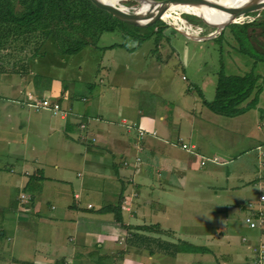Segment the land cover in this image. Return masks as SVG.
I'll return each mask as SVG.
<instances>
[{"label":"crops","instance_id":"obj_1","mask_svg":"<svg viewBox=\"0 0 264 264\" xmlns=\"http://www.w3.org/2000/svg\"><path fill=\"white\" fill-rule=\"evenodd\" d=\"M152 37L146 39H151L156 44L160 37L155 39ZM168 40L171 41V39ZM144 42L145 40L139 45ZM137 44L136 41L134 46ZM138 48L137 46L136 49ZM99 67L101 68L97 69L96 75L100 77L97 83L105 85L104 78L112 74L107 72L103 57ZM156 67L159 68V65ZM188 67L187 63L185 68L188 69ZM17 76L18 78L13 79L9 85H2L8 97L1 96L5 100L0 99V116H4L0 120L10 122L7 126L8 130L7 128L0 130V157L12 155L24 161V166L19 170L18 175H15L14 179L10 178L8 185L12 180L19 189H27L28 192L27 194L19 193L14 198L12 192L7 193L0 189V264H94L104 257L109 264L112 262L113 264H155L152 260L156 252L161 262H167L169 261L167 258L179 256L182 251L177 249L174 242L161 238L166 230L159 227V223L149 220L146 211L148 206L154 205V199H167L166 192L177 191L175 187L182 189L188 177L196 179L189 170V168L192 170L194 166L189 164L186 148L182 147V144L187 142L183 141L181 130L182 121L185 117L190 118V110L193 109L190 101L192 95L183 88L180 89L178 104L156 114L153 110L149 112L142 110L141 103L128 95L127 88H120L121 84L116 80H113L109 87L100 88L96 87L97 83L94 81V85L87 88L89 91L95 89L94 95L89 100L90 96L83 92L86 96L84 94L78 96L82 100L80 103L72 96L66 97L57 80H52L49 90L39 93L31 80ZM208 82L202 81L200 84L206 88ZM136 83L147 85V80L137 78L134 80V84ZM114 88L118 90L115 91ZM148 88L152 94L156 93L153 86L148 85ZM47 96L50 97V101L58 102L62 109L68 111L66 117L59 115L61 123H56L50 118V116H57L52 111L36 110L30 105L32 100L45 99ZM198 98L200 100V97ZM263 100L264 91L260 94L256 109H250L236 117L244 116L252 111L249 116H252L255 121L258 117L264 121V116L262 118L259 115V110L264 109ZM109 102H117V105L113 106ZM197 102V99H194L192 104L197 105ZM83 103L85 105H82ZM147 105L150 108L159 107L158 103H147ZM122 117L136 125L140 124L145 129L146 134L142 140L137 137L135 131H127L121 125ZM193 117L196 118V116ZM241 118L243 117L238 119V124L231 130L236 135L238 132L246 134L249 131L246 121ZM17 121L25 123L23 128L27 130V133L17 130ZM263 123L258 126V131L262 133ZM209 124L210 122L205 118L198 117L195 121L192 120L189 131L187 130L185 134L192 149L198 148V140L195 136L200 138L199 130L205 131ZM147 130L156 131L160 139L151 136ZM222 130L224 128H220L221 132ZM225 131L229 133L230 130L225 129ZM29 133L32 135L29 136ZM41 136L45 137V142L40 141ZM221 136L224 135L221 133ZM33 140L34 142H31ZM73 141L83 144L84 147L92 145L91 150L96 154L90 160L89 150L87 154L85 150L82 151L80 160L84 167V183L87 188L74 191L73 200L66 202V208L61 206L58 209L52 204L47 205L39 200L43 199L39 196L40 185L33 180L38 181L41 175L28 168L27 153L24 148L30 146L33 150L34 162L39 161L38 156L34 155L37 153H52L53 156L63 153L61 160L67 163L71 162L74 156ZM159 141L164 144L162 145ZM43 143L44 147H41ZM95 143L98 144V148ZM209 145L214 150V145L211 143ZM54 147L58 149L53 151ZM104 151L107 153L105 154ZM67 152H70V155L65 157ZM99 153L100 157L105 156L103 161L100 160ZM193 153L195 154L194 150L189 151V154ZM136 156L142 158L141 163L135 161ZM126 159L131 161L134 159L136 165L134 163L125 165ZM59 167L56 166L57 169ZM1 171L2 169L0 173ZM10 171L15 172L12 169ZM77 175L81 174L77 173ZM210 175L216 177L213 172H210ZM230 177L227 171L226 185L222 186L224 192H227L230 187L228 184ZM52 180L64 181L62 176L48 177L44 181ZM0 187L5 188L2 181ZM148 187L150 190L147 189ZM82 194L86 198L83 201L80 200ZM21 195L25 201L20 199ZM57 195L60 196L59 199H70L69 196ZM110 198L115 199V202H109ZM247 203L249 201H246ZM110 205L117 208L119 219L112 211L100 210ZM258 205L254 206L257 209H253L249 216L256 211L263 213ZM5 209L7 210L3 212ZM37 217L38 222H36ZM162 218L165 219L164 215ZM261 218L264 220V213ZM55 220L58 221L57 224ZM49 225L53 228L46 230L45 228ZM145 225H157L158 228L140 230ZM124 233L125 238H123ZM259 234V231H256V235L259 236ZM169 235L175 239L177 237V234L172 231L168 233ZM260 243L259 240L256 248ZM200 247L203 248V246ZM185 254L184 264L211 263L210 260L201 262L195 260L193 257L195 252L192 257L191 253ZM238 259L236 258L235 261ZM222 261L223 264L228 263L223 259ZM215 264H218L217 261Z\"/></svg>","mask_w":264,"mask_h":264},{"label":"rangeland","instance_id":"obj_2","mask_svg":"<svg viewBox=\"0 0 264 264\" xmlns=\"http://www.w3.org/2000/svg\"><path fill=\"white\" fill-rule=\"evenodd\" d=\"M108 1H110L111 4L114 1L116 6L126 8L122 11L128 13H132L131 11L136 10L134 9L136 3L133 0H121L120 4L122 5L116 3L115 0ZM227 1L228 0H216L214 3L219 7H223L222 5ZM219 7L213 6L208 8L220 11L222 8L220 9ZM250 9H253V7H250ZM254 12L256 11H245L243 14L236 17V21H240L241 19L239 18L242 16L257 18L259 12L257 14ZM214 15L215 12L213 11H196L194 15L182 13L180 16L193 24L201 25L204 22L200 17L207 19ZM253 20L249 19L248 22ZM228 25L229 24L225 25L221 30V32L223 31L222 35L218 36V34L214 38L204 40L187 38L169 26L165 27L166 30L162 32L150 34L152 30L150 26L133 25L140 28V30L137 31L133 30L135 33L140 35L145 34L146 36L150 34L148 37L153 36V39H155V37H160L157 40L158 42L155 44L153 40L146 39L144 44L140 45L136 50H134V48L128 50L120 46L105 50V52H103V63L107 65V72H111L112 75H108V77L104 78L105 85L97 83L100 75H96L92 80L97 83L96 87L99 88L103 86L109 87L113 80L118 81V83L121 84L119 86L120 88H127L129 92L128 95L141 103L142 110L144 109L146 112L153 110L156 114L162 112L164 109L169 110L173 105L178 104L177 99L180 89L183 88L184 91L192 95L190 101L193 109L190 110V118L185 117V120L182 121L181 130L183 131V141L187 142L185 151L188 153V162L194 166L192 170L190 168L189 170L196 179L188 177L186 179V185L182 189L175 187L177 191L173 193L166 192L167 199H154L155 203L152 206H148L146 215L149 216V220L153 223H159V227L166 230V233L161 235L162 239L174 242L176 246L181 244L178 238L195 245L203 246L200 251L195 252V256H193L194 253L190 254L191 257H195V260H200V262L202 260H210V264H215L216 261L218 264H223L222 259L228 261L226 264H253L256 255L255 248L259 244V240L261 244H264V231L257 236L256 231L258 230L248 228L244 223V219L252 213L253 209H257L254 208L257 204H259L258 206L264 213V201L258 200L259 195L264 194V157L261 156V153L264 152V127L262 133L258 131V126L264 121H261L260 117H258L259 120L257 119V121H255L252 116H249L252 114V111L248 112L240 117H243L241 119L246 121V126L249 127V131L246 134L238 132L236 135L234 134L235 132L231 130L236 127L240 117H227L215 114L206 106H203L201 98L200 100L198 98L200 88H202L201 91L205 97L212 98L217 82V72L220 69L226 74H241L251 69L261 74L263 78V80H261L264 81V60L255 62L250 58L246 51H248L247 48L251 49L252 46L248 42L243 46L246 54L241 53L239 51V44L233 36L235 34L232 32V30H236V27L231 29L227 27ZM252 28L253 29L249 31L251 40L256 42V47L258 49H264V36L260 33V28L258 26ZM124 36L119 31L106 32L101 35L98 44L108 45L114 42L125 41L127 46L133 47L136 41H133L131 38L134 37ZM168 39H171V41ZM50 53L51 54L45 59L49 63H52L50 65L51 68L53 61H56L57 54L53 48L50 50ZM258 54H260V56ZM258 54H256L257 58L261 57L264 59V52H258ZM73 57L75 56H72L71 60ZM87 57V55H83L81 60H89ZM156 61L158 62L156 63ZM187 63L189 66L188 69L185 68ZM44 64V61L40 62L39 60L36 62V66L39 69H47L49 67V65H47L45 68ZM70 65L71 66L68 65L69 67L67 66L64 69V75L60 69L57 70L58 72L55 69H50L54 73L64 76L63 79L56 76L52 80H57L60 83L61 90L65 92L66 97L72 96L81 103L82 100L78 98V96L86 93L90 96L88 98L90 100L95 90L89 91V89H87V81L91 79L88 71L91 69L88 68L87 72L80 73L83 67L87 68L85 62H83V65L80 64L79 67L74 64L72 66L71 63ZM156 65H159V68H157ZM31 70L33 72L36 71V69L34 70L33 68ZM31 75V73L29 75L23 74L20 75V77H26V79L31 80L33 83ZM17 78L18 76L16 73L0 75L1 101L5 100L1 96L8 97L2 85H9L12 83L11 81H13V79ZM137 78L147 80V85L134 84V80ZM201 80L206 82L209 80L206 88L200 84V82H202ZM25 82L26 81H24V83ZM148 85L153 86V90L156 91L155 94L150 92ZM114 89L115 91L118 90L117 88ZM86 94H84V96H86ZM123 96H125V94H123ZM45 99L50 101L49 96H47V98L45 97ZM194 99H197V105L192 104ZM109 103L113 106L117 105V102ZM147 103H158L159 107L150 108ZM262 103L264 107V100ZM82 105H85V103ZM207 114L209 116H207ZM259 115L263 118L261 113ZM193 116H196V118ZM2 117L4 116H0V118ZM198 117L207 119L210 124L205 131L199 130L201 134L200 138L195 136L198 140V148L192 149L188 142L187 135L185 134L187 130L189 131L192 120L195 121ZM50 118L56 123L62 122L59 115L50 116ZM123 121L132 123L125 117H122L120 122ZM9 122L10 121L4 122L0 120V130H5ZM17 123V130H21L22 133H27V130L23 128L25 123L22 124L19 121H17ZM123 127L127 131H135L137 137H140L139 130H142V136L146 134L145 129H143L140 124L131 127ZM85 128L87 129V126H85ZM220 128H224V130H222L223 132L220 131ZM195 129L197 128L195 127ZM225 129H229V133L226 132ZM31 131L34 132V134H38L36 131ZM122 132L125 133L124 131ZM147 132L151 134V136L160 139L156 131L147 130ZM221 133L224 136H221ZM30 135H32V133H29V136ZM40 141L45 142V137L41 136ZM31 142H34V140ZM159 142L162 145L164 144L161 141ZM210 143L214 145V150L210 147ZM95 144L96 146L98 145L97 143ZM258 145H261L260 149H257ZM91 146L84 147L83 144H78L73 141L72 151L74 152H72V154L74 156L72 157V161L67 163L61 160L63 153L55 156H53L52 153H37L34 155L38 156L39 161L34 162L33 150L30 146L24 148V151L27 153L26 162L28 168L38 172L36 174L41 175L38 181L33 180L40 185L39 196L43 198L39 199L40 201H43L47 205L52 204L53 207L55 206L58 209L61 208V206L66 208V202L73 200L74 191H81L87 188L84 183V167L80 159L81 154H83L82 151L84 150L85 154H87V150L91 153L88 156L90 160L94 158L96 152H92ZM41 147H44V143ZM96 148H98V146ZM57 149L58 147H54L53 151ZM190 150H194L195 154H189ZM212 151L215 153L213 154ZM106 153L107 152H105V154ZM68 155H70V152H67L65 157ZM99 158L103 161L105 156L100 157L99 153ZM58 160L61 161L58 162ZM127 160L128 159L124 161L125 165L132 163L136 165V162L141 163L142 158L136 156V162L134 159L132 161ZM200 161H203L202 165ZM0 164V169H2L0 173V176H2L0 182L2 181L5 186L4 189L1 187L0 189L7 193L12 192L14 198H16L19 193L27 194V189H19L12 183V180L8 185L10 178L14 179L15 175H18L19 170L24 166V161L21 158L16 159L14 156L9 155V157H0ZM57 165L60 166L58 169L56 168ZM11 169L15 172L12 173L10 171ZM227 171L231 176L228 181L230 187L227 192H224L222 186L226 185L225 175ZM210 172H213L216 177H212ZM77 173L81 175L78 176ZM56 176H62L64 181H44L47 180L48 177L52 178ZM147 189L150 190V187ZM57 194L69 196L70 199H59L60 196ZM92 196L95 198L94 193ZM20 199L22 198L20 197ZM84 199L86 198L83 195L80 200L83 201ZM24 200L25 199H22V201ZM108 200L109 202H115V199L112 198ZM246 201H249V203L246 204ZM248 204H251V206H248ZM6 210L7 209L3 212ZM164 210L166 212H163ZM163 215L166 220L168 219L167 221L162 218ZM38 221L39 219L37 217L36 222ZM57 223L58 221L55 220V224ZM52 228L53 226L49 225L45 229L48 230ZM171 231L177 234L176 239L172 235L168 236V233ZM124 236H126L125 233L123 238H125ZM243 238L247 241H243ZM100 251L105 252L103 249ZM171 251H174L173 248H171ZM185 256V252H181L179 256L177 255L175 258L170 257L167 258L169 261L161 262L160 256H158L156 252L154 253L152 262L155 264H184ZM236 258L239 259L235 261ZM94 264L109 263L106 257H104L98 263ZM110 264H113V262Z\"/></svg>","mask_w":264,"mask_h":264},{"label":"trees","instance_id":"obj_3","mask_svg":"<svg viewBox=\"0 0 264 264\" xmlns=\"http://www.w3.org/2000/svg\"><path fill=\"white\" fill-rule=\"evenodd\" d=\"M112 4L116 5L114 1ZM131 12L133 14L134 11ZM263 13L264 9L251 22L232 23L227 26L231 29L236 27V30H232V32L235 34L233 36L239 44L241 53H245L243 46L246 42L252 46L251 49L247 48L246 52L255 62L264 60L256 56L258 52L263 53L264 49L256 47V42L251 40L249 31L253 29L252 27L258 26L260 33L264 36ZM194 14L195 12H193ZM145 26L152 28L150 34L162 32L165 27H168L160 18ZM133 30L137 31L140 28L119 20L91 0H0V75L16 73L20 76L31 73L34 87L39 93H42L50 89L52 79L56 76L64 78L61 74H56L50 69L56 71L60 69L63 72L68 65L71 66L70 63L72 66L74 64L79 67L85 62L87 68L83 67L80 73L87 72L88 68L91 69L88 71L91 79L87 81V87L90 88L91 85H94L92 78L98 74L103 52L106 49L117 46L128 50L136 49L143 40L149 38L150 34L148 36L140 35ZM115 31L121 32L123 36L134 37L131 39L137 41L138 44L133 47L127 46L125 41L109 45L98 44L103 33ZM222 33L223 31L218 36ZM52 48L57 57L50 68L52 63H49L45 58L51 54ZM83 55H87L89 60H81ZM258 55L260 56V54ZM72 56L75 57L71 60ZM39 60L45 62V68L47 65L49 67L39 69L36 66V62ZM32 68L36 71L33 72ZM261 79L263 80L262 75L251 69L241 74H226L220 69L217 72V82L212 98L205 97L201 90L198 94L203 105L213 113L234 117L257 108L260 94L264 91V81ZM52 102L55 103V101ZM259 111L264 116V109ZM257 147L261 148V146ZM261 156L264 157L262 154ZM100 210L103 212L112 211L119 219V212L114 206L110 205V207ZM252 216L259 218L263 216V213L256 211ZM120 224L122 225V223ZM262 226L256 228L261 234L264 231V223ZM152 227L158 228L157 225H145L140 230ZM243 241L247 240L243 238ZM179 242L181 244L177 246V249L182 252L194 253L201 250L200 246H194L183 240Z\"/></svg>","mask_w":264,"mask_h":264},{"label":"water","instance_id":"obj_4","mask_svg":"<svg viewBox=\"0 0 264 264\" xmlns=\"http://www.w3.org/2000/svg\"><path fill=\"white\" fill-rule=\"evenodd\" d=\"M94 3H96L98 6L105 9L107 12L112 14L114 17L118 18L121 21H124L127 24L136 25V26H145L154 23L156 20L159 19L160 15L157 13H152L154 9L162 11L166 9H171L173 11H177L178 13H186V14H193L190 10H185L182 7H185L184 4H191L195 8L199 9V11L203 10V7H219L216 3H214L212 0H133L138 4L141 3H148L141 14H132L128 13L126 11H122L118 6L111 4L108 0H91ZM181 6V7H179ZM250 7H253V9H250ZM175 8V9H173ZM220 9L222 7H219ZM246 9V10H245ZM264 9V0H246L242 2L240 5L234 7V8H222L221 10L227 12L229 14V19L221 26H216V31L213 34V32L202 35V36H190L187 35L184 32L179 31L181 34L186 36L187 38L194 39V40H204L209 38H214L218 34H220L221 30L225 27L227 24H232L233 22H236V17L246 12H261ZM200 17V16H199ZM203 22L207 25L209 22H207L203 17H200ZM147 20V21H146ZM214 27V26H213ZM173 28V27H172ZM177 31V30H176Z\"/></svg>","mask_w":264,"mask_h":264},{"label":"bare ground","instance_id":"obj_5","mask_svg":"<svg viewBox=\"0 0 264 264\" xmlns=\"http://www.w3.org/2000/svg\"><path fill=\"white\" fill-rule=\"evenodd\" d=\"M116 3L120 4L121 0H115ZM213 2H215L216 0H212ZM246 0H228L227 2H225L222 6L224 8H234L238 5H240L242 2H244ZM123 2V1H122ZM136 3V2H135ZM148 3L144 2L141 4L136 3V5L134 6L136 9L133 14L135 13L137 14H141V12L143 11L144 7L147 5ZM122 5V4H120ZM185 7H182L185 10H190L192 12H196L199 11V9L195 8L193 5L191 4H184ZM121 10H125L126 8L120 7L118 6ZM181 7V6H179ZM222 7V8H223ZM132 9V8H131ZM175 9V8H173ZM202 11H213L215 12V15L205 19L207 22H209V24L211 25H207L205 23L199 25V24H193L191 22H189L188 20H186L185 18H183L182 16H180V14L177 11L171 10V9H164L162 11L156 10L154 9L152 11V13H157L160 15V19L167 22L171 27H173L175 30H177L178 32H184L187 35L196 37V36H202V35H207L211 32H213V34L215 33L216 26H221L223 25L228 19H229V14H227V12L220 10L217 11L216 9H209L208 7H203ZM193 24V25H191ZM191 26V27H189ZM214 26V27H213Z\"/></svg>","mask_w":264,"mask_h":264},{"label":"built area","instance_id":"obj_6","mask_svg":"<svg viewBox=\"0 0 264 264\" xmlns=\"http://www.w3.org/2000/svg\"><path fill=\"white\" fill-rule=\"evenodd\" d=\"M180 15H182V13H179ZM255 17H240L239 19H241L240 21H236V23H245V22H248L249 19L253 20ZM163 21V20H162ZM165 22V21H164ZM168 26H170L167 22H165ZM193 25V24H191ZM171 27V26H170ZM31 106L34 107V109L36 110H41V109H46V110H49V111H52L53 114L55 115H60L61 117H66V115L68 114V111L62 109L60 107V105L58 103H53L52 101H49L47 99H39V100H33L31 101L30 103ZM122 126H127V127H131V126H136L135 123H127L125 121L123 122H120ZM140 132V137L139 139H143L144 136H142V130H139ZM182 147L183 148H187V145L186 144H182ZM258 149H260V147H257ZM263 156H264V152L261 153ZM200 164L202 165L203 164V161H200ZM23 197V195H21V198ZM259 199L261 201H264V194H260L259 195ZM244 223L245 225H247L250 229H255L259 226H262V224L264 223V220L259 217V218H254L253 216H246L245 219H244ZM263 228V226H262ZM256 251V255L254 257V261H253V264H264V244L260 243L259 247L255 249Z\"/></svg>","mask_w":264,"mask_h":264}]
</instances>
